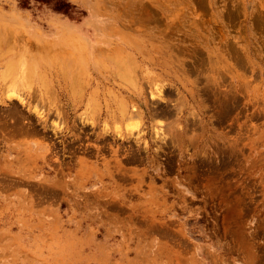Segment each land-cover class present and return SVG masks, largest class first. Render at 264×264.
<instances>
[{
	"label": "rangeland",
	"instance_id": "374dc122",
	"mask_svg": "<svg viewBox=\"0 0 264 264\" xmlns=\"http://www.w3.org/2000/svg\"><path fill=\"white\" fill-rule=\"evenodd\" d=\"M55 1L0 0V264H264V0Z\"/></svg>",
	"mask_w": 264,
	"mask_h": 264
},
{
	"label": "bare ground",
	"instance_id": "6f19581e",
	"mask_svg": "<svg viewBox=\"0 0 264 264\" xmlns=\"http://www.w3.org/2000/svg\"><path fill=\"white\" fill-rule=\"evenodd\" d=\"M54 56H55V54H54ZM52 57H53V55H52ZM58 57V56H57ZM40 58V57H39ZM55 58V57H54ZM41 59V58H40ZM67 59V58H66ZM65 58H59V59H56V61H57V65L58 64H60V67L58 68V71L60 72V73H65L66 71H68V70H71L70 69V67H69V65H70V60L69 59H67L66 60ZM40 61V60H39ZM47 62H49V63H51L52 62V59L48 56H46L45 57V60H44V63H47ZM41 63V62H40ZM52 66V65H51ZM54 66V65H53ZM65 66V67H64ZM69 67V68H68ZM28 73V72H27ZM71 73V72H70ZM66 74H67V72H66Z\"/></svg>",
	"mask_w": 264,
	"mask_h": 264
},
{
	"label": "trees",
	"instance_id": "16d2710c",
	"mask_svg": "<svg viewBox=\"0 0 264 264\" xmlns=\"http://www.w3.org/2000/svg\"><path fill=\"white\" fill-rule=\"evenodd\" d=\"M26 3H28L27 0H18V4L20 6H26ZM54 8L63 9L64 12L66 11L65 4L64 3L62 4L59 0L55 1Z\"/></svg>",
	"mask_w": 264,
	"mask_h": 264
}]
</instances>
